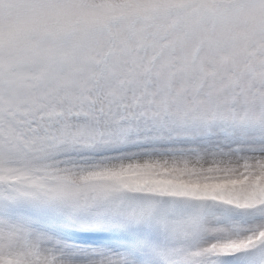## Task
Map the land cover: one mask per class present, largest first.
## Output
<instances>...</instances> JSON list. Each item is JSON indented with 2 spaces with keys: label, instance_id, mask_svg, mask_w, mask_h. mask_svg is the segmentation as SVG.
Listing matches in <instances>:
<instances>
[{
  "label": "snow or ice",
  "instance_id": "obj_1",
  "mask_svg": "<svg viewBox=\"0 0 264 264\" xmlns=\"http://www.w3.org/2000/svg\"><path fill=\"white\" fill-rule=\"evenodd\" d=\"M128 7L129 15L95 31L20 51L7 64L0 56V200L44 198L79 210L119 200L117 211L133 220L159 213L174 241L164 264H220L264 248V227L236 235L211 215L222 205L264 216V149L211 166L58 159L120 142L142 123L264 129V0H132ZM127 200L139 203L126 208ZM0 264L76 262L0 221Z\"/></svg>",
  "mask_w": 264,
  "mask_h": 264
},
{
  "label": "rangeland",
  "instance_id": "obj_2",
  "mask_svg": "<svg viewBox=\"0 0 264 264\" xmlns=\"http://www.w3.org/2000/svg\"><path fill=\"white\" fill-rule=\"evenodd\" d=\"M50 45H45L47 47ZM264 149V129L224 123L177 127L138 125L120 142L86 152L61 154L70 165L129 160H187L205 166L242 163ZM139 202L124 201L132 208ZM119 200L97 209L79 210L60 201L0 200V221L27 230L46 251L64 260L87 264L90 260L115 258L125 264H164L163 254L173 247L170 234L150 219L133 220L119 213ZM214 221L236 235H249L264 227V216L217 205ZM220 264H264V248L223 258Z\"/></svg>",
  "mask_w": 264,
  "mask_h": 264
},
{
  "label": "clouds",
  "instance_id": "obj_3",
  "mask_svg": "<svg viewBox=\"0 0 264 264\" xmlns=\"http://www.w3.org/2000/svg\"><path fill=\"white\" fill-rule=\"evenodd\" d=\"M132 0H3L0 56L67 41L129 15Z\"/></svg>",
  "mask_w": 264,
  "mask_h": 264
}]
</instances>
